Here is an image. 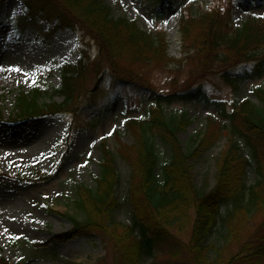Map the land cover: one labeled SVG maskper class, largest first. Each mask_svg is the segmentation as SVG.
Here are the masks:
<instances>
[{
	"label": "trees",
	"instance_id": "obj_1",
	"mask_svg": "<svg viewBox=\"0 0 264 264\" xmlns=\"http://www.w3.org/2000/svg\"><path fill=\"white\" fill-rule=\"evenodd\" d=\"M174 1L152 0L156 21L162 19L164 4ZM25 7L26 13L14 20L17 35H33L45 42L57 30L80 25L97 43L99 55L94 67L101 65V69L90 92L85 94L88 61L81 58L77 64L61 66V80L55 90L62 97L60 103L42 102V91L38 88L19 91L14 108L21 112L17 120L10 116L9 121L16 123L60 113H68L77 120L80 112L94 103L98 109L81 126H95L106 111V106H100L98 100L105 72L111 89L122 87L132 94L153 93L138 106L126 95V114L141 108L139 115H129L125 122L130 142L121 141L119 131L114 150L106 140L102 142L103 153L94 186L76 187L72 204L81 217L70 216L74 229L93 232L111 241L112 264H143L144 257L154 259L158 244L164 243L171 247L166 254L181 264H264V219L242 243L243 253L222 262L225 247L240 242L251 218L264 213V85L257 84L264 77V18L249 17L236 27L228 8L207 12L192 11L190 7L180 17L181 46L186 49L184 60L195 66L199 83L214 69L215 77L234 94L250 83V92L240 102L230 104L226 100H210L201 84L183 93H155L142 70L171 60L166 33H153L139 27L135 20L114 16L103 0H26ZM2 8L0 0V20L4 14ZM45 21L46 30L41 26ZM192 95L210 105L217 119L207 118L192 148L185 150L178 133L192 119L186 111L167 112L165 106L179 97ZM2 115L0 110V120ZM225 135L229 139L215 159V183L209 191L201 193L196 189L189 160L200 151L219 146ZM240 141L249 156L243 154ZM116 155L131 170L126 194L132 213L129 224L117 221L114 214L120 205L116 192L120 178ZM249 167L255 176L247 182ZM52 176L36 169L32 179L41 181ZM186 232H190V237L183 242L179 235ZM212 234L222 237L221 245L206 243ZM209 252L214 253L213 259H209ZM0 264L9 263L1 257Z\"/></svg>",
	"mask_w": 264,
	"mask_h": 264
},
{
	"label": "rangeland",
	"instance_id": "obj_2",
	"mask_svg": "<svg viewBox=\"0 0 264 264\" xmlns=\"http://www.w3.org/2000/svg\"><path fill=\"white\" fill-rule=\"evenodd\" d=\"M1 1L5 15L0 23V110L4 120L0 122V215L5 211L8 215L5 219L0 218V258L9 264H112L111 241L107 242L93 232H79L72 226L70 216L81 217L72 200L77 186H94L93 180L99 173V161L103 153L102 142L106 140L110 149L115 148L117 131L120 132L121 141L130 142L125 122L129 115H138L141 108L126 114V95L130 96L131 103L139 105L143 100L151 98L153 93L146 91L143 94H132L122 87L111 89L105 72L98 100L99 105L105 104L107 109L99 123L93 127L81 126V123L98 109L94 103L89 109L82 110L77 120L69 114H60L41 115L17 123L5 121L9 114L13 116L14 112L16 115L19 113L14 110L15 97L19 91L39 88L42 101L60 103L62 97L55 93L61 79L60 66L75 64L83 57L88 61L90 69L84 87L86 94L90 92L101 65L95 66L98 70L95 69L94 64L99 55L97 43L80 25L58 30L46 38L45 42L34 39L32 35L22 39L13 32L12 22L15 16L26 12L25 0ZM103 1L111 8L114 16L133 19L139 27L153 33H166L171 60L146 66L142 70L144 79L151 83L155 93H183L201 84L211 100H226L231 104L234 101L240 102L250 92L249 83L240 93H232L215 77V69L199 83L195 66H191L190 60H184L183 51L186 49L181 46L178 25L180 17L189 7L192 11L200 9L207 12L228 8L232 23L240 27L249 17L264 18V0H252L251 5L244 0H175L174 3L164 4L161 21H156L152 0ZM41 26L46 29L47 23L43 22ZM257 84L264 85V77ZM83 100L81 98L79 101L81 105ZM165 109L175 113L186 111L192 119L178 133L179 143L185 150L192 148L193 140L204 129L206 119L216 115L210 105L194 95L190 98L179 97L165 106ZM221 122L224 124L226 120ZM228 139L229 136L225 135L218 143L219 146L200 151L189 160L196 189L201 193L213 187L215 159ZM240 143L243 154L249 156L244 143ZM157 146L161 151L164 150L159 143ZM36 169L55 174L50 179L34 180L32 178L35 177ZM116 170L120 173L116 188L120 205L114 214L117 221L129 224L132 213L126 194L131 170L118 156ZM254 176L249 167L247 182L252 181ZM251 219L243 229L240 242L230 244L223 250V263L243 253L242 243L256 230L264 219V213ZM189 237L190 232L184 236L179 235L183 242ZM222 240L220 235L212 234L206 243L217 247L222 244ZM158 245L154 259L146 256L143 264H181L166 254L171 248L168 244ZM209 253V259H213L214 253ZM181 255L186 256L184 252Z\"/></svg>",
	"mask_w": 264,
	"mask_h": 264
},
{
	"label": "bare ground",
	"instance_id": "obj_3",
	"mask_svg": "<svg viewBox=\"0 0 264 264\" xmlns=\"http://www.w3.org/2000/svg\"><path fill=\"white\" fill-rule=\"evenodd\" d=\"M5 212L4 213H1V215H0V218L1 219H5L7 217L8 213H5ZM11 227H13V226H11ZM11 227H9V228H11Z\"/></svg>",
	"mask_w": 264,
	"mask_h": 264
},
{
	"label": "snow or ice",
	"instance_id": "obj_4",
	"mask_svg": "<svg viewBox=\"0 0 264 264\" xmlns=\"http://www.w3.org/2000/svg\"><path fill=\"white\" fill-rule=\"evenodd\" d=\"M111 134V133H110Z\"/></svg>",
	"mask_w": 264,
	"mask_h": 264
}]
</instances>
